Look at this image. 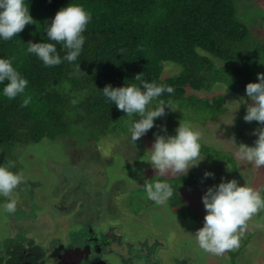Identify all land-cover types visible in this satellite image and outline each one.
<instances>
[{"label": "rangeland", "instance_id": "obj_1", "mask_svg": "<svg viewBox=\"0 0 264 264\" xmlns=\"http://www.w3.org/2000/svg\"><path fill=\"white\" fill-rule=\"evenodd\" d=\"M235 8L238 20L247 27L250 40L247 51L237 49L235 53L239 57L243 53L246 57L247 52L257 51V56L246 65L216 61V71L211 76L215 80L213 85L200 92L188 91L200 99L222 100L223 115L212 120L208 111L179 109L175 105V110H165L164 118L154 126L155 132L152 131L165 134L159 127L163 125L168 135H174L179 120H187L201 131V147L208 148L205 152L209 155L218 152V158L213 161L201 154L203 158L198 165L191 167L185 175L194 176L189 178L196 180L197 184L178 193L182 201L185 199L192 204L193 208L188 204L186 207L201 221L183 217L184 212L179 208L173 211L168 199L157 205L147 198L143 183L159 177L156 170L143 161L147 156L145 151L153 141L144 142L147 138L143 135L133 146L126 125L89 143L78 138H67V141L44 139L38 144L21 146L14 158L8 159L7 155L1 158L3 153L0 150V163L13 162V171H22L25 176V183L16 191L17 211L14 214L0 211V264H7L12 241L16 246L29 247L40 258L50 259L53 251L59 253L65 248L94 243L96 235L104 233L112 237L118 235L121 243L133 247L161 244L158 249L154 247L150 252L142 250L132 255L131 248L117 244L115 247L111 239L105 237L109 243L98 250V256L105 259L106 264H264V210L247 222L240 246L221 255L200 249L193 236L203 224L205 209L201 196L207 187L218 184L223 177L225 181L235 179L238 184L246 183L258 190L264 188V168L257 169L254 164L237 157V146L241 143L251 146L256 139L253 130L264 127L256 121L243 120L246 104L251 103L245 95V85L257 82V73H264V52L261 50L264 44V0L237 1ZM180 71L176 65L166 63L163 77L176 76ZM241 97L244 103L233 113L235 102L232 101H239ZM72 128L76 131L77 126L72 124ZM139 142L144 143L142 147L138 146ZM92 149H97L98 153H93ZM205 171L214 176L205 178ZM83 200L89 209L86 213H82L83 204L80 202ZM3 203L4 198L0 197V209ZM22 212L23 217H29L25 220L11 218ZM39 215L42 218L35 220ZM77 215L87 219L75 220ZM8 218L12 221H7ZM10 230H14L11 233L18 237H11ZM27 234L43 241L46 256H43L44 250L35 248L25 237ZM87 247L90 249L91 245L87 244Z\"/></svg>", "mask_w": 264, "mask_h": 264}, {"label": "trees", "instance_id": "obj_2", "mask_svg": "<svg viewBox=\"0 0 264 264\" xmlns=\"http://www.w3.org/2000/svg\"><path fill=\"white\" fill-rule=\"evenodd\" d=\"M237 1L242 0H28L32 24H26L11 39L0 41V58L12 59L16 70L29 81L25 92L16 98L0 96L1 158H14L21 146L44 139L78 138L89 143L117 132L132 118L118 110L114 102L106 104L100 90L106 84L119 87L139 83L134 79L137 75L141 80L172 86L174 93H165L162 98L173 106L208 111L209 119H218L225 111L222 100L200 99L188 91L200 92L213 85L216 61L246 65L257 56V51L247 52L246 57L235 53L250 46L247 27L237 18ZM68 3H80L92 15L83 33L82 52L75 62L62 60L59 65L46 67L26 51V45L29 41L50 42L47 23ZM57 50L61 57L65 55L61 45ZM261 50L264 52V44ZM78 63L82 72L76 70ZM166 63L179 67L180 73L163 77ZM27 95L32 100L22 107ZM164 116L156 118L154 126ZM72 124L77 126L76 131ZM155 130L147 131L144 142L154 140ZM143 144L139 142L138 146ZM205 149L201 147V154L209 160L218 158V152L209 155ZM92 152L98 153L97 149ZM189 177L194 176L157 179L172 186L168 201L173 211L179 208L184 217L200 222L199 216L183 206L178 194L197 184ZM19 213L13 216L15 220L29 217Z\"/></svg>", "mask_w": 264, "mask_h": 264}, {"label": "clouds", "instance_id": "obj_3", "mask_svg": "<svg viewBox=\"0 0 264 264\" xmlns=\"http://www.w3.org/2000/svg\"><path fill=\"white\" fill-rule=\"evenodd\" d=\"M91 12L80 3H68L59 8L50 23H47L46 36L50 42H31L26 45V51L34 55L46 67L59 65L62 60L75 62L80 56L85 36L83 35L87 24L91 21ZM29 14L28 0H0V41H7L16 36L26 24H32ZM65 55L61 57L57 50ZM78 72H82L79 63L75 65ZM139 83H124L114 87L106 84L100 90L106 104L114 102L118 110L131 117L125 121L129 139L134 142L154 127V120L165 115V109L175 110L170 100L163 94H173L174 88L155 80H141L137 75L134 78ZM0 96L9 100L25 92L29 81L13 66L12 59L0 58ZM139 85V86H138ZM227 86L224 87L223 93ZM245 95L251 103L246 104L245 122L256 121L264 124V73H257V82L245 85ZM32 100L31 95L24 97L21 106L26 107ZM235 102L233 113L244 103L243 97ZM75 103V101H73ZM151 106V107H149ZM233 120V114H232ZM161 132L154 133L151 147L145 151L146 161L161 177L184 176L187 171L197 166L203 158L201 155V131L193 127L190 121L179 120L174 135H168L166 128L160 125ZM256 136L251 146L241 143L237 146V157L254 164L257 169L264 168V127L254 129ZM14 163L7 161L0 163V197L4 198L2 211L14 214L17 211L18 187L25 183L22 171H13ZM204 177H213L209 171ZM191 187L187 186L184 189ZM183 189V190H184ZM182 190V191H183ZM143 191L147 198L155 204H163L173 194L172 186L157 179L143 183ZM205 215L202 227L193 235L200 249L215 255H221L240 246L245 234L247 222L253 215L264 210V188L255 189L246 183L238 184L235 179L227 181L221 178L218 184L209 186L201 196Z\"/></svg>", "mask_w": 264, "mask_h": 264}, {"label": "flooded vegetation", "instance_id": "obj_4", "mask_svg": "<svg viewBox=\"0 0 264 264\" xmlns=\"http://www.w3.org/2000/svg\"><path fill=\"white\" fill-rule=\"evenodd\" d=\"M84 194H86V193H84ZM95 196L93 197V199L95 198ZM184 200L182 202H183V206H185L186 209H188L186 207L187 204H188L187 205L188 207L193 208L192 204L189 201H187V200L184 201ZM80 203L83 204L82 213H86V211L88 212L89 209L87 207L88 205L86 204V201L83 200ZM78 216L79 215H77V217L75 216L74 219L75 220L76 219H78V220L79 219H83V220L87 219L86 216H83L81 218H78ZM11 218L13 220H15L14 217H11ZM38 218L41 219L42 215L36 216L35 220H37ZM185 218H188V217H185ZM8 220H9V218L7 219V221ZM9 221H12V220H9ZM12 231H14V230L9 231L10 232L9 235L11 237L13 236V234L11 233ZM27 235H25V237L30 239V241L33 242L35 248L39 247L42 250H44L43 256H46L45 248L43 246V241L40 239H32L31 235H29V234H27ZM96 236H97L95 238L96 242L87 243V244L91 245L90 249L87 247V244H83L82 247L65 248L62 250V252H59V253H57L56 251H53L50 254V256H51L50 259L40 258L37 255H35L32 251H30L29 247H25L22 244H17V246H16L13 244V241H12V244L9 248V254H10V256L8 257L9 260H6V263L8 264L10 262L11 264H65L64 261L62 260V256L64 254H66L67 252L74 251L77 254V259H78V262L76 261L77 264H106L105 259L100 258L98 256V250L106 247V245L109 243L108 241H106L105 237H109L111 239V242L115 245V247L117 244L118 246L123 247V248H127V249L131 248L132 255H134L135 252L140 253V251L142 252V250H143V252L144 251L150 252V250L153 249L154 247H155V249H158L159 246L161 245L160 243H155V244H148L149 246L140 245L139 247H133V245H127V244L121 243L118 235H115L114 237H112L109 234L104 233V234H101L100 236H98V235H96ZM13 237L17 238L18 235H14ZM136 241H138V240H136ZM139 243H141V242L139 241ZM94 245H96V247H94ZM111 254H113V252H111ZM132 255H127V256H132ZM54 258H55V260H53ZM120 258H123V256L120 255Z\"/></svg>", "mask_w": 264, "mask_h": 264}, {"label": "water", "instance_id": "obj_5", "mask_svg": "<svg viewBox=\"0 0 264 264\" xmlns=\"http://www.w3.org/2000/svg\"><path fill=\"white\" fill-rule=\"evenodd\" d=\"M62 260L65 264H77V254L74 251L67 252L62 256ZM77 261V262H76Z\"/></svg>", "mask_w": 264, "mask_h": 264}, {"label": "crops", "instance_id": "obj_6", "mask_svg": "<svg viewBox=\"0 0 264 264\" xmlns=\"http://www.w3.org/2000/svg\"><path fill=\"white\" fill-rule=\"evenodd\" d=\"M170 177H173V176H170ZM191 187H192V186H191ZM191 187H188V188H186V189H189V188H191ZM188 191H189V190H188ZM188 191H187V192H188ZM182 192H184V191H182ZM182 192H181V193H182ZM183 200H184V199H183ZM184 201H185V200H184ZM197 205H198V204H196V205H195V207H196V209H198V210H199V208H198V206H197ZM194 209H195V208H194Z\"/></svg>", "mask_w": 264, "mask_h": 264}]
</instances>
